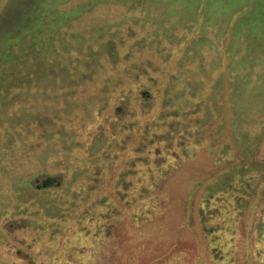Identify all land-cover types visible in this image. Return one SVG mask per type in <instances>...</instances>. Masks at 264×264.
<instances>
[{
  "label": "rangeland",
  "instance_id": "374dc122",
  "mask_svg": "<svg viewBox=\"0 0 264 264\" xmlns=\"http://www.w3.org/2000/svg\"><path fill=\"white\" fill-rule=\"evenodd\" d=\"M251 5L0 0V264H264Z\"/></svg>",
  "mask_w": 264,
  "mask_h": 264
},
{
  "label": "crops",
  "instance_id": "0c3cea01",
  "mask_svg": "<svg viewBox=\"0 0 264 264\" xmlns=\"http://www.w3.org/2000/svg\"><path fill=\"white\" fill-rule=\"evenodd\" d=\"M256 5V13L239 14L235 24V52H246L251 62L250 73L253 74H256V70H264V0H252L251 8ZM230 51L234 50L231 48Z\"/></svg>",
  "mask_w": 264,
  "mask_h": 264
},
{
  "label": "trees",
  "instance_id": "16d2710c",
  "mask_svg": "<svg viewBox=\"0 0 264 264\" xmlns=\"http://www.w3.org/2000/svg\"><path fill=\"white\" fill-rule=\"evenodd\" d=\"M54 182V180L53 179H46V180H44V185L45 186H47V185H50V184H52Z\"/></svg>",
  "mask_w": 264,
  "mask_h": 264
}]
</instances>
